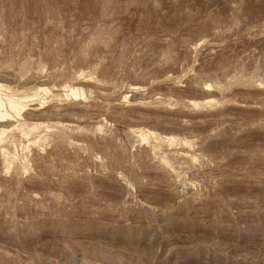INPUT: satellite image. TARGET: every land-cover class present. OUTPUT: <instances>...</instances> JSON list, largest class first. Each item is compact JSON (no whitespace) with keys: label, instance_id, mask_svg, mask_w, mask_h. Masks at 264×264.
Segmentation results:
<instances>
[{"label":"rangeland","instance_id":"1","mask_svg":"<svg viewBox=\"0 0 264 264\" xmlns=\"http://www.w3.org/2000/svg\"><path fill=\"white\" fill-rule=\"evenodd\" d=\"M0 103V264H264V0H0Z\"/></svg>","mask_w":264,"mask_h":264},{"label":"bare ground","instance_id":"2","mask_svg":"<svg viewBox=\"0 0 264 264\" xmlns=\"http://www.w3.org/2000/svg\"><path fill=\"white\" fill-rule=\"evenodd\" d=\"M17 106L18 105H16V104H12L11 105V108H12V110H16V108H17ZM2 108V105H1V103H0V109ZM18 111V110H17ZM2 113V112H1ZM1 116V115H0ZM3 116V115H2ZM2 118V117H1Z\"/></svg>","mask_w":264,"mask_h":264}]
</instances>
